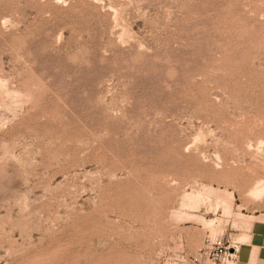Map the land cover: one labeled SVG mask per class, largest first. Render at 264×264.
I'll list each match as a JSON object with an SVG mask.
<instances>
[{"label":"rangeland","instance_id":"374dc122","mask_svg":"<svg viewBox=\"0 0 264 264\" xmlns=\"http://www.w3.org/2000/svg\"><path fill=\"white\" fill-rule=\"evenodd\" d=\"M257 185L264 0H0V264H236Z\"/></svg>","mask_w":264,"mask_h":264},{"label":"crops","instance_id":"0c3cea01","mask_svg":"<svg viewBox=\"0 0 264 264\" xmlns=\"http://www.w3.org/2000/svg\"><path fill=\"white\" fill-rule=\"evenodd\" d=\"M257 220L245 243L239 247L236 264H264V214L254 216Z\"/></svg>","mask_w":264,"mask_h":264},{"label":"bare ground","instance_id":"6f19581e","mask_svg":"<svg viewBox=\"0 0 264 264\" xmlns=\"http://www.w3.org/2000/svg\"><path fill=\"white\" fill-rule=\"evenodd\" d=\"M264 192L262 191V188L257 185V187L251 192V195L255 198H260Z\"/></svg>","mask_w":264,"mask_h":264},{"label":"built area","instance_id":"2783aa9c","mask_svg":"<svg viewBox=\"0 0 264 264\" xmlns=\"http://www.w3.org/2000/svg\"><path fill=\"white\" fill-rule=\"evenodd\" d=\"M234 255H235L234 253H230V254H229V257L232 258Z\"/></svg>","mask_w":264,"mask_h":264}]
</instances>
